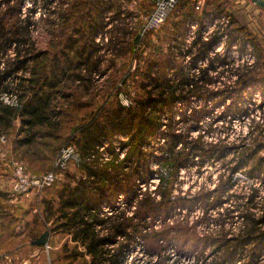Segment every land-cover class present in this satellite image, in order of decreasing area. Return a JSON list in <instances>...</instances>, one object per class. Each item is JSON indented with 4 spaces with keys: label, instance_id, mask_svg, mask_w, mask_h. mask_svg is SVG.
Returning <instances> with one entry per match:
<instances>
[{
    "label": "rangeland",
    "instance_id": "obj_1",
    "mask_svg": "<svg viewBox=\"0 0 264 264\" xmlns=\"http://www.w3.org/2000/svg\"><path fill=\"white\" fill-rule=\"evenodd\" d=\"M4 1L0 0V17L8 7ZM62 1L45 5L42 0H24L21 18L30 17V21L34 22L30 41L34 42L36 52L51 46L49 42L54 38V22L60 20L58 14L67 6L62 5ZM221 2L226 5L222 14L230 18L211 29L205 25L208 30L206 35L215 29L232 28L230 23L234 11L226 8L233 2ZM155 4L156 0L117 1L122 14L111 23L109 30L117 36V40L123 35L120 32H131H127L128 39L123 45L108 46L113 48L110 52L107 50L108 53L102 50L104 60L101 72H98L101 74L93 75L87 81L65 80L59 85L52 104L56 105V110L64 108L69 111V116L62 123L63 129L47 131L48 128L40 127L35 143L22 147L14 144L18 124L8 131L4 139L0 138V191L4 194L0 198V206L5 214V221L0 226V243H7L0 248V252L11 255L19 248L26 251L24 246L34 243L32 237L35 230H49L50 248L48 254L43 250L42 260L45 262L42 261V264H89V256H81L71 263L62 259L64 243L69 241L70 247L74 243L66 234L50 230L53 222L51 219L46 221L48 215L42 204L47 190L37 188L27 194L12 192L14 162L23 163L29 173L40 176L53 168L58 154L70 144L76 127L93 115L106 118V113L118 105L135 106L136 100L155 88L157 78L175 79L181 74L198 73L189 65L187 55L176 54V50L181 51L189 44L188 38L185 40L183 36L182 41L174 37L184 21L190 31L198 30L196 24L182 20L184 11L181 9L186 6L191 8L193 0H184L159 29L142 33L146 17ZM241 21L244 20H240L243 24ZM101 41L107 44L106 39ZM217 51L223 52L224 46ZM230 52L234 61L219 68V74L212 73L213 77H218L209 88L232 90L237 86L241 102L237 103L235 110H226L225 105L230 104L231 99L223 105L222 97L207 95L203 100L192 97L189 100L191 110L188 105H183L180 113H174L175 116L169 111L171 107L177 110L178 103L174 101L171 106L161 103L163 108L160 111H147L156 120V132H152L151 136L148 133L139 149L135 147L136 140L123 136L129 132L126 129L115 130L99 147L100 162L131 174L130 182L135 191L130 196L138 193L135 198L124 192L112 199L118 210L132 217L138 212L140 199L149 197L159 201L166 198L167 201L163 213L158 211L144 218L141 231L128 245L124 264H199V258L212 259L224 239L247 231L251 222L249 218L257 219L264 215V175L251 176L249 166L240 165L244 152L258 151L259 146H263L260 144L264 143V58L257 57L254 48L240 52L234 46ZM10 57H16L15 50L8 51L6 59ZM206 65L207 61L198 63L199 67ZM246 75L262 80H249L251 82L243 85L240 80ZM158 94L155 92L154 95ZM3 97L6 102L15 103V98L10 95ZM168 114H172L174 120L168 119ZM172 132L180 134L183 140L173 144ZM193 142L208 147L225 146L224 156L221 155L223 153H213L212 149L208 152L213 154L209 155L195 152L191 145ZM260 156H264V149L256 153L254 160ZM67 170L76 176L82 174L76 157L71 159ZM64 174L55 182L58 186L69 180L67 173ZM49 191H53L52 188ZM54 201L56 203L57 200ZM36 216L39 223L34 221ZM260 228L264 229V224ZM8 232L16 237L9 238ZM125 241L126 238L119 237L120 243Z\"/></svg>",
    "mask_w": 264,
    "mask_h": 264
},
{
    "label": "trees",
    "instance_id": "obj_2",
    "mask_svg": "<svg viewBox=\"0 0 264 264\" xmlns=\"http://www.w3.org/2000/svg\"><path fill=\"white\" fill-rule=\"evenodd\" d=\"M42 1L44 4L52 5L57 0ZM117 1L119 0H63L62 5L67 6L59 12L60 20L54 22L55 39L50 40L49 48L38 52L34 50V42L30 41L34 22L30 21V17L21 18L24 0L4 1L8 7L0 17V138L18 124L14 144L22 147L35 143L40 127L48 128L47 131H51L52 128L53 131L63 129L62 123L69 116V111L64 108L56 110L54 107L56 105L52 104L59 85L65 80L87 81L92 79L93 75L101 74L98 72H101L104 60L102 50L110 52L113 48L108 46L123 45L128 39L127 32H131L127 30L120 32L123 35L117 40V36L109 30L111 23L117 21L121 13ZM220 16L221 12L217 7L212 11H205L204 14H199L195 7L184 11L182 20H189V24H197L199 28L191 42L182 47L181 51L176 50V54L190 56L189 65L194 70L198 69L197 74H181L175 79L157 78L155 88L148 90L145 97L136 100L135 106L118 105L106 113V118L95 114L90 120L76 127V132L72 134L71 142L67 146H74L79 151L81 160L78 164L81 166L82 174L76 176L66 170L69 180L61 182L59 186L54 183L45 187L43 190L48 192L42 197L44 211L48 215L46 221L51 219L53 222L50 230L66 234L74 243L71 247L68 245L69 241L64 243L63 260L71 263L81 256H89V262L86 261L89 264H124L128 245L141 231L144 218L158 211L163 213L165 209L166 198L156 201L155 198L145 197L140 199L136 215L128 217L111 202L124 192L131 197L130 194L135 188L130 182L131 174L100 162L98 149L106 137L115 130L126 129L129 132L123 136L131 137V141L136 140L135 147L139 149L146 135L150 133L151 136L155 131L156 120L147 111L148 109L151 113L160 111L163 108L161 103L170 106L174 101L178 103L177 110L171 107L172 110L169 111L174 116L181 112V106H190L189 100L192 97L202 100L206 95L222 97L223 105L226 100L231 99L230 104L225 105L226 110L230 112L237 108V103L240 104L237 86L232 90L209 88L218 77H213L212 73L219 74V68L229 66L234 61L230 54L232 47L235 46L240 52L254 48L257 57L262 59L264 46L246 23L241 21L243 24H240L234 13L230 23L232 28L215 29L206 35L208 32L206 26L209 29L215 21L212 20L213 17ZM183 23L174 34L175 39L182 41L183 36L186 40L191 32L190 28L185 26L186 21ZM105 35L108 37L107 44L97 41V37L102 36V39H105ZM221 44H224V51H216ZM10 50H15L16 57L6 59ZM212 54L214 55L211 56ZM200 61H207V65L199 67ZM21 72L26 73L19 74ZM256 79L262 80L254 78L253 75L252 78L246 75L241 77L240 81L244 85ZM155 92L159 94L154 95ZM4 95L15 98V103L6 102ZM189 109L191 110V107ZM172 114H168V119L174 120ZM59 116L61 118L58 119ZM154 116L159 117L157 114ZM132 130L134 132L130 136ZM170 136L173 138V144L178 143L180 139L183 140L177 133L172 132ZM188 143L190 142L186 144ZM191 145L193 151L206 152L208 155L221 154L225 151V146L208 147L209 145L203 146L199 142H193ZM260 145L263 146H259L258 151L244 152L240 160L242 167L249 166L248 172L251 176L264 175V156L254 160L256 153L264 149V143ZM211 149L213 153L208 152ZM221 155L224 156V153ZM55 186L57 187L54 188ZM50 188L53 191H49ZM3 196V192L0 191V198ZM137 196L138 193L132 195L133 198ZM54 199L57 200L56 203ZM106 207L110 212L105 210ZM0 217L1 226L5 221L1 206ZM38 219L36 216L35 223L40 222ZM249 219L251 222L247 231L234 238L224 239L225 242L219 246L214 257L210 260L208 257L204 259L198 257L199 264H264V229L260 228L261 224H264V215L257 219ZM35 231L32 239L43 233ZM8 234L9 238L16 237L12 232ZM120 236L126 238V241L120 243ZM6 244L0 243V248ZM116 244L119 245L115 247ZM32 245L44 246L33 242Z\"/></svg>",
    "mask_w": 264,
    "mask_h": 264
},
{
    "label": "built area",
    "instance_id": "obj_3",
    "mask_svg": "<svg viewBox=\"0 0 264 264\" xmlns=\"http://www.w3.org/2000/svg\"><path fill=\"white\" fill-rule=\"evenodd\" d=\"M183 1L184 0H156L153 11L146 17L142 33L149 30H157L163 26ZM224 20H229V18L223 16L222 18L215 20L214 23L209 26V29H211L212 26H216L217 23H224ZM196 25H193V27ZM194 33L195 32L189 34L187 39L189 43L193 39ZM101 39L102 36L97 37V41H100ZM105 39H108L107 35H105ZM223 46L224 44H221L219 47ZM187 59H190V56H187ZM4 137L5 136H3V139ZM74 157H76L77 162H80L81 157L79 151L74 146H67L58 154L53 168L40 176L29 173L23 163L14 162L12 192L14 194H27L33 189L38 188L43 190L45 187L53 185L57 180L64 176V172L68 169L69 163ZM105 210L109 211V208L106 207ZM1 221L2 219L0 217V223ZM45 245L49 251V243H46Z\"/></svg>",
    "mask_w": 264,
    "mask_h": 264
},
{
    "label": "crops",
    "instance_id": "obj_4",
    "mask_svg": "<svg viewBox=\"0 0 264 264\" xmlns=\"http://www.w3.org/2000/svg\"><path fill=\"white\" fill-rule=\"evenodd\" d=\"M230 1H232L233 3L230 5L228 4L226 10L234 11L233 13L235 14L238 20H244V23H246V25L253 31V33L258 37V39L263 43L264 46V7L259 5L258 3L253 2L252 0H230ZM221 3H222L221 0H212L210 2H207L206 0H193L192 7H195V10L197 9L196 11L199 14H204L205 11H212L214 8L217 7L218 11L221 12V16L213 17L212 19V20H217L224 16L222 14V11H225L223 7L226 5L225 4L222 5ZM187 9L188 7L186 6L181 10L183 12V11H187ZM210 13L213 14V12ZM226 16L230 18L229 15ZM137 18L138 16L135 19ZM50 241L48 238L47 243L50 244ZM19 249L14 253H12L11 255L0 252V264H5L4 263L5 261L6 264H37V261L38 264H42L43 261L42 253L44 251L46 253L49 252L46 248V245L42 247V246L32 245V243H27L24 246V249H27L26 251L25 250L22 251ZM3 259L6 260H4L3 262Z\"/></svg>",
    "mask_w": 264,
    "mask_h": 264
},
{
    "label": "water",
    "instance_id": "obj_5",
    "mask_svg": "<svg viewBox=\"0 0 264 264\" xmlns=\"http://www.w3.org/2000/svg\"><path fill=\"white\" fill-rule=\"evenodd\" d=\"M264 7V0H252ZM49 230H45L38 238L34 240L35 244L45 245L48 242Z\"/></svg>",
    "mask_w": 264,
    "mask_h": 264
},
{
    "label": "bare ground",
    "instance_id": "obj_6",
    "mask_svg": "<svg viewBox=\"0 0 264 264\" xmlns=\"http://www.w3.org/2000/svg\"><path fill=\"white\" fill-rule=\"evenodd\" d=\"M198 26V25H197Z\"/></svg>",
    "mask_w": 264,
    "mask_h": 264
}]
</instances>
